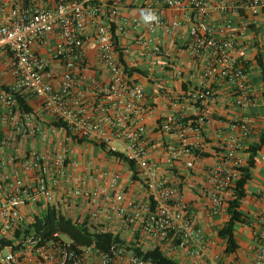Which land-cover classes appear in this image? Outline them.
Instances as JSON below:
<instances>
[{"label":"built area","instance_id":"built-area-1","mask_svg":"<svg viewBox=\"0 0 264 264\" xmlns=\"http://www.w3.org/2000/svg\"><path fill=\"white\" fill-rule=\"evenodd\" d=\"M130 7L136 12L131 19L123 13ZM161 9L180 17L162 19ZM230 11L244 12L234 28L229 20L220 27L210 25L211 13ZM124 23H143L150 31L159 26L166 33L185 23L187 48L205 60L202 77L169 99L174 113L159 124L161 133L174 135L162 142L170 160L183 158L185 167L192 168L193 159L203 156V127L212 124L207 111L215 96L210 81L220 79L229 87L240 112L227 125L214 126L215 159L199 184L206 217L227 220L228 202L245 163L242 142L252 133L247 111L257 99L247 80V48L256 49L257 43L264 58V0H2L0 50L9 54L12 81L0 84V264H154L133 247H157L176 264H264V203L245 213L240 223L244 244L237 240L236 251L226 252L224 238L199 227L179 186L160 174L138 118L144 88L131 78L138 69L116 34L123 33ZM247 33L253 34L249 46ZM49 36L51 59L61 66L57 74L34 49ZM89 39L95 62L109 73L105 85L95 86L96 115L87 112L82 93L72 95L87 63ZM140 45L150 70L164 50L151 38ZM23 94L37 98L51 121H40L25 109L19 100ZM26 140L49 146H26ZM89 143H101L131 161L141 191L129 193L118 170L78 157L75 147ZM49 206L89 231H111L116 221L129 231V239L111 231L123 243L100 251L77 245L60 232L42 237L31 226Z\"/></svg>","mask_w":264,"mask_h":264},{"label":"crops","instance_id":"crops-1","mask_svg":"<svg viewBox=\"0 0 264 264\" xmlns=\"http://www.w3.org/2000/svg\"><path fill=\"white\" fill-rule=\"evenodd\" d=\"M123 13L129 19L136 16L133 7L123 9ZM159 14L160 18L166 20L180 17L179 13L169 9H161ZM243 15L244 12L242 11H239L238 13L230 11L224 14L213 12L209 16V22L213 27H220L225 24L226 20H229L234 28V25L239 24L234 22H238ZM258 31L259 25L254 27V33H257ZM116 34L120 45L127 47L130 50L129 56L130 59L133 60L132 67L138 69V72L131 73V78L141 83L144 88V97L138 104L140 107L138 118H140L145 124V134L149 141V148L151 149L158 165V170L161 175L179 186L183 197L190 204L195 223L209 235H214L216 234L217 229L223 225L225 219L206 217L203 208L204 202L199 191V184L203 181L205 176L206 166L215 159L216 133L214 126L217 124L223 126L227 125L229 120L234 117V114L240 112L239 109L235 108L233 105L231 91L220 79L210 81L215 96L209 110L207 111L208 115L212 118V124L203 127L204 147L202 150L203 153H206L207 155H197L193 159L192 168L185 167L183 158L170 160L167 153L162 148V142L167 138L173 139L174 135L173 133L170 135L161 133L159 130V124L165 118L174 113L169 99L182 93V91H185L202 77L205 60L203 57H194L187 48L188 33L185 23H181L179 27L173 29L170 33L164 32L159 26L154 27V30L150 31L143 23H124L123 33ZM90 38H92L91 35ZM145 38H151L161 47L162 50H164V53L156 57V64L150 70L146 68L144 58L140 54V41ZM252 38L253 34L247 33L244 36V42H248L249 46L251 43L248 40L252 41ZM52 42L53 36H49L47 41L37 42L34 45V49L49 62L51 68L57 74L61 69V66L56 60L51 59L50 52L48 51V44L51 45ZM85 51L87 54V63L81 71L82 76H79L72 95L74 96L82 93L84 98L83 103L87 112L96 115L99 95L96 94L95 86L105 85L109 80V73L101 63L95 62L96 50L92 39L88 40ZM255 51L256 49L253 47L247 48L249 56L246 66L247 80L252 89L253 95L257 99V103L255 107H251L247 111L252 133L248 139L242 142L241 153L244 160L246 159L244 148L249 142L253 141L258 134L259 129L256 125L264 121V114L262 115L264 108H262L263 102L260 94L263 87L261 81H258L259 69L258 67H255L253 61ZM177 72L179 74H177ZM11 81L12 78L9 73V54L6 51L0 50V84L7 85L10 84ZM255 81H258V83L255 84ZM21 98L22 101L25 102V105L29 107L31 114L35 118L45 122L51 121V119H49L50 116L44 111L37 98L30 94H23ZM186 114L191 115L193 114V111L187 110ZM25 142H27V140ZM111 144L118 148L120 147L117 142H112ZM48 146L49 145H46V143L38 142L36 147L47 148ZM76 147L75 150L77 156L81 157V159L88 158L108 169L118 170L121 175V185H123L129 193H137L141 191L139 181L131 179V172L127 164L117 158L106 156L104 150L92 143L86 145L82 144L81 146ZM263 150L264 148L258 153V155L263 152ZM6 151H9V149H6ZM258 155L256 157L255 166L251 169V180L257 178L256 181L260 188L251 192L253 198L247 197L246 195L243 199L242 205H245L246 207L242 210L245 213L257 210L264 203V158L260 157L259 159ZM257 160H259L258 164ZM122 164H125L126 168L121 167ZM256 171H260V177L253 176ZM247 198H249V200H247ZM246 201L247 203H245ZM250 201H253L252 203H254V208L252 209L248 206ZM111 231L116 232L125 240L129 239V231L122 228V226L116 221L113 223ZM150 244L151 243L149 242H145V246H148V248L150 247Z\"/></svg>","mask_w":264,"mask_h":264},{"label":"trees","instance_id":"trees-1","mask_svg":"<svg viewBox=\"0 0 264 264\" xmlns=\"http://www.w3.org/2000/svg\"><path fill=\"white\" fill-rule=\"evenodd\" d=\"M253 61L255 67H258L259 69L258 81H261L263 87L260 94L263 102L262 108H264V58L257 43ZM258 81H255L254 83L256 84ZM19 100L22 101L20 98ZM25 109L30 110L28 106H25ZM263 114L264 110L262 115ZM256 126L259 129L258 134L255 136V139L249 142L244 148L246 159L244 165L240 169V175L236 181L234 195L228 202L227 220L217 229V235L225 240L224 250L226 252H234L238 248L234 227L236 224H240L245 217V212L242 210V201L247 195V184L251 180V169L255 166L258 153L264 148V121ZM77 140L78 142H82V139ZM93 144L104 150L106 156H111L126 162L131 172V178H136V171L133 163L125 159L121 153L105 149L101 143ZM206 155V153H203V156ZM31 227H33L35 232L42 237H48L53 232H60L73 239L77 245H92L95 249L100 251H107L109 246L113 243H123V240L111 231H89L84 224L72 222L69 218H66L58 212L54 206L47 207L41 217L35 216ZM132 249L135 254L140 255L145 259H149L154 264H176L173 259L167 257L157 247L144 251L139 247H133Z\"/></svg>","mask_w":264,"mask_h":264},{"label":"rangeland","instance_id":"rangeland-1","mask_svg":"<svg viewBox=\"0 0 264 264\" xmlns=\"http://www.w3.org/2000/svg\"><path fill=\"white\" fill-rule=\"evenodd\" d=\"M30 143L34 144L35 146H37L38 145V140L27 141L25 143V145L28 146ZM260 157L264 158V150H263V152H261L258 155L259 159H260ZM258 163H259V160H257V164ZM121 167L126 168V165L122 164ZM255 174L253 176H259V177L261 176L260 171L259 172L256 171ZM256 179L257 178H254V180H251V181L248 182V184H247V191H248L247 192V197H252L253 198V194L251 192H254L256 189L260 188V186L257 184ZM247 200H249V198H247ZM252 202L250 201L249 204H248L249 208H251V209L254 208V203H252ZM245 203H247V201ZM245 207H246L245 205H242V209H245ZM60 210L62 212H64L65 214L69 213V211L66 208H64L63 206L60 207ZM234 232H235L236 238L238 239L239 244L243 245L245 240H246V231H245V229H243V227L240 224H236L235 227H234Z\"/></svg>","mask_w":264,"mask_h":264}]
</instances>
